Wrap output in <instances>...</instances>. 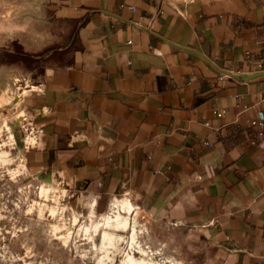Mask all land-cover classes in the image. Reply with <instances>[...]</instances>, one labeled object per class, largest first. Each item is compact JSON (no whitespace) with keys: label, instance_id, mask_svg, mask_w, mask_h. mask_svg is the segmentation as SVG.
Returning a JSON list of instances; mask_svg holds the SVG:
<instances>
[{"label":"crops","instance_id":"0c3cea01","mask_svg":"<svg viewBox=\"0 0 264 264\" xmlns=\"http://www.w3.org/2000/svg\"><path fill=\"white\" fill-rule=\"evenodd\" d=\"M0 70L27 176L191 264H264V0H0Z\"/></svg>","mask_w":264,"mask_h":264},{"label":"rangeland","instance_id":"374dc122","mask_svg":"<svg viewBox=\"0 0 264 264\" xmlns=\"http://www.w3.org/2000/svg\"><path fill=\"white\" fill-rule=\"evenodd\" d=\"M18 82L0 70V264H126L127 254L142 257L138 247L157 264H191L173 245L150 243L115 202L103 212L93 206L78 211L49 179L27 176L12 116ZM116 214L127 219L126 230L103 227ZM132 226L138 234L130 249ZM102 229L115 237L111 245L102 244Z\"/></svg>","mask_w":264,"mask_h":264},{"label":"bare ground","instance_id":"6f19581e","mask_svg":"<svg viewBox=\"0 0 264 264\" xmlns=\"http://www.w3.org/2000/svg\"><path fill=\"white\" fill-rule=\"evenodd\" d=\"M45 191V190H44ZM121 210L128 212V205L127 203H122L121 204ZM128 226V221L126 218H122L120 215L116 214L114 217H106L104 219L103 227L108 228V227H113V228H120L122 230H126ZM137 231L135 230V227L132 228L131 231V242H130V249H133L134 246H136V235ZM101 236H102V244L104 242H110V245L112 244L111 242L114 240L115 237H113V234L109 231H106L105 229L101 230ZM104 245V244H103ZM109 245V244H108ZM107 245V246H108ZM102 246V245H101ZM106 245H104L105 247ZM138 251L141 253L142 257L140 258H134L132 255L127 254L125 257V262L126 264H157L150 259L147 258V252L140 247H138ZM101 257V256H100Z\"/></svg>","mask_w":264,"mask_h":264},{"label":"built area","instance_id":"2783aa9c","mask_svg":"<svg viewBox=\"0 0 264 264\" xmlns=\"http://www.w3.org/2000/svg\"><path fill=\"white\" fill-rule=\"evenodd\" d=\"M21 130L23 132V134L25 135V137H28L31 135L32 132V127L29 121L25 122L22 126H21Z\"/></svg>","mask_w":264,"mask_h":264}]
</instances>
